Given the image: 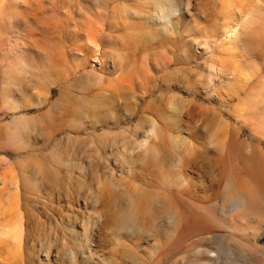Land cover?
Here are the masks:
<instances>
[{
	"label": "rangeland",
	"instance_id": "1",
	"mask_svg": "<svg viewBox=\"0 0 264 264\" xmlns=\"http://www.w3.org/2000/svg\"><path fill=\"white\" fill-rule=\"evenodd\" d=\"M215 2L0 0V222L17 233L0 264H264V4L216 54L249 74L228 91L199 45L232 22ZM144 189L171 207L134 213Z\"/></svg>",
	"mask_w": 264,
	"mask_h": 264
},
{
	"label": "bare ground",
	"instance_id": "2",
	"mask_svg": "<svg viewBox=\"0 0 264 264\" xmlns=\"http://www.w3.org/2000/svg\"><path fill=\"white\" fill-rule=\"evenodd\" d=\"M262 3L264 4V0H252V1L216 0L215 5L218 7L223 6V8L227 10L225 11L230 13L232 22L229 23V26L224 28L221 39H207V41L205 42H199L201 49H203L202 50L203 54L211 56L210 60L213 61L216 65L220 66V68H218L216 66L211 65L212 70H214L215 72L219 71L218 74H220L222 78L227 77L226 79H228V84L229 86H231L228 91L238 89L240 87V83L247 82L249 80V74H247L243 70L240 64V62L244 63L242 62L243 56H235L233 60L227 61L223 58L217 57L216 54L232 50L235 44H240V40L244 32L243 29L252 27V24L257 21L254 18V16H256L254 14L255 8L261 5ZM165 12L166 14H164ZM161 13L162 15L160 13H157L158 21H160V18L162 16H164V18H168L171 16L170 10L169 9L166 10V8L163 7H161ZM232 16L233 17L239 16L240 18L239 22L237 23ZM99 60L100 59L97 57L95 61H99ZM237 62L239 63L237 64ZM81 77L92 78V77H96V74L94 71H92L88 74H82ZM217 92L218 90L217 91L215 90L214 93L216 94ZM116 94H117V90H116ZM185 101L186 100L184 98L181 99V102L182 103L184 102V104L187 103V101L186 102ZM11 102L14 103V101ZM92 108H93L92 101H88L87 105H81V104L78 105V110L81 113H91ZM242 110H243L242 104L236 105L234 107V111L236 113H240ZM21 123H22L21 129L24 132H28L30 129L35 127L33 124H31L29 121L26 120L24 121L21 120ZM156 135H157V130L155 126L154 128L149 129L145 133L141 141V146L143 148L142 153H144L142 157H140L141 159H146L147 155L148 157L151 155V152L154 150L152 147V140L155 138ZM175 143L178 148L184 149L185 154L187 156L189 157L198 156V152L195 149V144L191 140L176 137ZM137 155L140 156L141 152L138 153ZM9 187L10 185L7 182H3V186L0 187V193H2L1 196H3V193L5 192L4 198L1 199L4 200L6 204L9 203L8 201L13 197V195L6 196V192L8 191ZM142 192L143 193L141 194V200L137 206V210L134 213L141 214L144 213L145 211H149L148 207L153 208V211L158 213L160 209L164 210L165 208L171 207V204L169 205L166 201L159 200V198L161 197L160 193L150 192L149 190L146 189H144ZM8 205H7L8 209L9 207H13L11 204L9 206ZM2 207L4 208V205H2ZM3 208H2V213H4L3 211L7 210V209L3 210ZM2 218L3 221L0 222V235L2 234L8 240L9 238H17V233L13 227V222L10 219H8L7 215L3 216ZM45 256L47 260H50L51 257L50 254L47 253Z\"/></svg>",
	"mask_w": 264,
	"mask_h": 264
}]
</instances>
